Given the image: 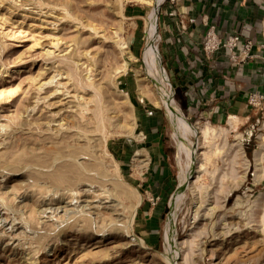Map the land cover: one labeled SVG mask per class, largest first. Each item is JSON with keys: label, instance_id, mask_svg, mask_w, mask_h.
I'll return each instance as SVG.
<instances>
[{"label": "rangeland", "instance_id": "374dc122", "mask_svg": "<svg viewBox=\"0 0 264 264\" xmlns=\"http://www.w3.org/2000/svg\"><path fill=\"white\" fill-rule=\"evenodd\" d=\"M146 1L0 0V264H264L261 132L203 114Z\"/></svg>", "mask_w": 264, "mask_h": 264}, {"label": "crops", "instance_id": "0c3cea01", "mask_svg": "<svg viewBox=\"0 0 264 264\" xmlns=\"http://www.w3.org/2000/svg\"><path fill=\"white\" fill-rule=\"evenodd\" d=\"M174 8L173 18H161L163 40L159 47L165 65L181 73L185 83H194L199 75L198 81L206 84L201 89L191 87L188 92L197 102L208 100L203 114L238 125L250 124L261 132L264 141V102L257 109L246 104L249 93L264 95V0H176ZM210 26L216 28L219 36L238 33L252 40L256 57L233 68L218 54L208 61L202 73L191 71L192 67L199 70L195 61L198 47Z\"/></svg>", "mask_w": 264, "mask_h": 264}, {"label": "built area", "instance_id": "2783aa9c", "mask_svg": "<svg viewBox=\"0 0 264 264\" xmlns=\"http://www.w3.org/2000/svg\"><path fill=\"white\" fill-rule=\"evenodd\" d=\"M204 51L208 60L218 54H222L231 67L236 68L245 62L254 59V42L243 38L238 33L219 36L214 26H210L205 34ZM264 102V95L259 92H251L246 97V104L252 108H259Z\"/></svg>", "mask_w": 264, "mask_h": 264}, {"label": "bare ground", "instance_id": "6f19581e", "mask_svg": "<svg viewBox=\"0 0 264 264\" xmlns=\"http://www.w3.org/2000/svg\"><path fill=\"white\" fill-rule=\"evenodd\" d=\"M146 1V0H144ZM158 1H163V0H158ZM157 1V2H158ZM149 2V1H146ZM122 45L125 47V44L122 43ZM121 47V46H120ZM153 47L148 44L146 50L144 51V59L146 61V63L150 66V70H152V72H156L158 67H159V59L158 57L155 56V54L153 53ZM156 70V71H155ZM157 73V72H156ZM160 74V73H159ZM156 75V74H155ZM158 75V74H157ZM160 76V75H159ZM162 80V79H161ZM160 80V81H161ZM154 81V80H153ZM157 81V80H156ZM61 168V167H60ZM64 181V180H63ZM103 195V194H102ZM71 196V195H70Z\"/></svg>", "mask_w": 264, "mask_h": 264}]
</instances>
